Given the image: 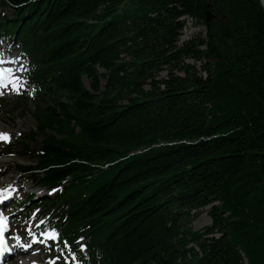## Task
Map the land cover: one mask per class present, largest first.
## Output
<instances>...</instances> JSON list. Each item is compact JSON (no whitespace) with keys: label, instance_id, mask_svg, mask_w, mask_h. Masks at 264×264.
<instances>
[{"label":"trees","instance_id":"trees-1","mask_svg":"<svg viewBox=\"0 0 264 264\" xmlns=\"http://www.w3.org/2000/svg\"><path fill=\"white\" fill-rule=\"evenodd\" d=\"M6 1L0 34L18 30L44 91L30 140L58 190L41 206L72 251L87 238L91 264H264L259 0ZM183 17L205 35L179 45Z\"/></svg>","mask_w":264,"mask_h":264},{"label":"rangeland","instance_id":"rangeland-1","mask_svg":"<svg viewBox=\"0 0 264 264\" xmlns=\"http://www.w3.org/2000/svg\"><path fill=\"white\" fill-rule=\"evenodd\" d=\"M12 13H13L12 7L10 5L5 4L4 0H0V17H2V16L10 17L12 15ZM182 19L184 21L183 23H185V26L182 30V34H180L181 36H180L179 45L181 44L182 41L188 40L197 34H201L202 36L205 35L206 26L204 24L194 22L193 19H190L188 17H183ZM210 20H215V17L209 13V21ZM7 44H8L7 41L5 39H2L0 41V51L3 52L5 57L6 56L10 57V61H11V63L14 64V68L21 70V65L19 63L17 48L16 47L7 48ZM188 61L192 62L191 60H188ZM162 74H164V73H162ZM84 82H85V80H84ZM20 92L21 93L17 94L16 97H11L14 92H6V93H4L3 97L0 98V116L1 117L7 118L8 120L13 121L14 123H22L23 121L29 122V128H26L25 126H23V128H22L23 133L20 136L16 137V139L13 142L9 143L8 147H10L11 150L12 149L19 150L20 149L19 142H21L25 136L32 133L36 128V122L34 119V111H35L37 98L33 95V96H30L28 98V100L26 102H24V104L20 103V101L23 97L22 89L20 90ZM16 102L20 103V105H19V108L15 110L14 104ZM2 130L13 131L14 128H12V126L9 122L3 123L0 121V132ZM40 141H41V137L37 136L35 141L32 143V147L38 148V146L41 144ZM2 158H9L8 160H4L0 163V170L7 166V170L1 176V179L4 182L7 181L6 179H7V176L9 174L13 178H16V177H19L20 175H22L21 178L19 177V184H21V186L23 187V188H21L22 194H19V193L16 194V198L23 199L25 195H27L31 192L34 193L36 198L40 197V196L41 197H44V196L47 197V196H51L53 194L52 191H48L44 188L37 187L35 179L29 178L26 173L18 174V172L16 170L17 164H22V163L27 164L29 162H33L35 160V158L31 159V157L21 156L19 154H12V152H11V156L4 155ZM5 186H7V185H4V187ZM30 206H32V205L29 204L28 208H30ZM7 207H8V205L6 206V208ZM27 209L16 210V211L10 210L8 212V215H9L11 221L15 222L14 228L17 231H19L21 228H23L24 231L27 230L25 228H27V226L31 222V221H27L25 223L24 220L22 219V215H24V213ZM208 209H209V206L204 207L202 210H199V215H197V217L194 218V220L191 223L190 228L197 230V229L201 228L202 226H205V225H208L211 223V219L207 215ZM24 224H26V225H24ZM51 250H56L58 252L62 251V249H59L57 247H53V248H51ZM86 252L87 251L85 249H83L82 255L79 257V261L70 259L69 264L73 263L74 261H77L79 264H88L86 257H84ZM63 255L66 256L67 254L63 253ZM60 258H62L61 255H60ZM75 259H77V258H75ZM52 262H53V259H50L48 264H51ZM61 264H68V262H66L63 258V260L61 261Z\"/></svg>","mask_w":264,"mask_h":264},{"label":"bare ground","instance_id":"bare-ground-1","mask_svg":"<svg viewBox=\"0 0 264 264\" xmlns=\"http://www.w3.org/2000/svg\"><path fill=\"white\" fill-rule=\"evenodd\" d=\"M261 2H262V5H264V0H261ZM9 58H10L9 56L6 58L2 57L1 60L5 61V63H2L0 65H2L3 67L11 66L10 64H12V63H9L10 62ZM12 69H13V71H15V68H12ZM17 76H19V75H17ZM0 121L3 123L9 122L11 124L12 128H14L13 131H8V130H2L1 131L2 133H8L9 139L7 141L0 140V154H1V152L9 151V150H10V152L12 151V154L19 153L18 150H15V149L11 150L10 147H8V145H9V143L13 142L16 139V137L20 136L23 133L22 132L23 126H25L26 128H29V122L23 121L22 123H14L13 121L8 120L7 118H3L1 116H0ZM8 159L9 158H0V163L4 160H8ZM6 180L7 181L4 182L1 179V175H0V186L3 187L4 185H7V187L10 188V190H11V191H8L6 193V191H1V188H0V205H2V202L6 199L8 194H11V192L12 193L13 192H19V191H21V188H23L21 186V184H19V177L13 178L9 174L7 176ZM25 239L30 240L31 246L33 247L34 252H32V251H30V249H28L27 251L22 253L20 256H17V257H15V259L10 260L8 264H36V263L42 262V260L46 261V259H48L49 256L54 255L53 251L46 250L43 247V243L41 242V239H39L37 242H34V240H31V236H29V235L26 236ZM20 243L21 242L19 240H17L16 238H12L11 249H15V248L19 247ZM9 256L10 255H7L6 257H9ZM46 263L47 262H44V264H46ZM57 263H58V259H57V261L55 260L54 264H57Z\"/></svg>","mask_w":264,"mask_h":264},{"label":"snow or ice","instance_id":"snow-or-ice-1","mask_svg":"<svg viewBox=\"0 0 264 264\" xmlns=\"http://www.w3.org/2000/svg\"><path fill=\"white\" fill-rule=\"evenodd\" d=\"M5 63V61L0 60V64ZM13 69L12 68H0V85L7 86V84L12 85V90L17 92L18 94L20 93V90L23 88V83L21 82V78L18 76L12 75ZM0 95H3V92H0ZM9 139V134L8 133H2L0 132V140H5L7 141ZM6 217H0V252L7 251V248L5 246V240H4V231L6 228ZM46 237L49 239L55 241L59 238L58 233L53 229L51 232H46L43 233ZM82 239V238H81ZM17 240H19V237H17ZM21 247L27 248V244L20 245ZM64 247L67 248L69 247L67 241L64 242ZM84 246L81 245V248ZM73 259H75V256L73 254L72 256ZM54 264V262H53Z\"/></svg>","mask_w":264,"mask_h":264},{"label":"water","instance_id":"water-1","mask_svg":"<svg viewBox=\"0 0 264 264\" xmlns=\"http://www.w3.org/2000/svg\"><path fill=\"white\" fill-rule=\"evenodd\" d=\"M259 2H260L261 6H262V8L264 10V5H262L261 0H259ZM205 20H206L205 22L209 21V12H206Z\"/></svg>","mask_w":264,"mask_h":264}]
</instances>
